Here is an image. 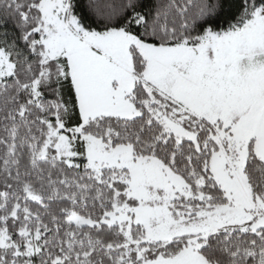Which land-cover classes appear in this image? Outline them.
<instances>
[{"label": "snow or ice", "instance_id": "snow-or-ice-1", "mask_svg": "<svg viewBox=\"0 0 264 264\" xmlns=\"http://www.w3.org/2000/svg\"><path fill=\"white\" fill-rule=\"evenodd\" d=\"M0 264H264V0H0Z\"/></svg>", "mask_w": 264, "mask_h": 264}]
</instances>
